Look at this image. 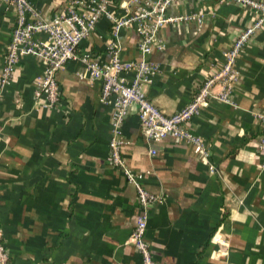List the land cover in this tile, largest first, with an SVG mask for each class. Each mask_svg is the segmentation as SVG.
Here are the masks:
<instances>
[{
    "label": "crops",
    "instance_id": "0c3cea01",
    "mask_svg": "<svg viewBox=\"0 0 264 264\" xmlns=\"http://www.w3.org/2000/svg\"><path fill=\"white\" fill-rule=\"evenodd\" d=\"M45 17L72 0H29ZM129 0L110 8L126 11ZM202 14L163 26L149 59L159 65L145 84L149 100L170 115L218 70L223 51L255 14L245 5L182 0L172 16ZM15 22L13 6L0 0V69ZM120 56L138 60V36L119 31ZM109 22L101 18L79 44L100 61L110 58ZM231 103L210 100L190 128L205 143L216 171L192 146L167 138L151 155L132 104L122 126L123 162L161 201L150 206L146 240L158 264H264V26L236 59ZM45 62L22 55L0 95V228L11 264H143L129 237L139 212L134 186L111 164L110 105L100 101L102 81L80 78V59L56 73L60 99L35 102V79ZM126 77L130 80L133 72ZM213 91L218 92L219 87Z\"/></svg>",
    "mask_w": 264,
    "mask_h": 264
},
{
    "label": "built area",
    "instance_id": "2783aa9c",
    "mask_svg": "<svg viewBox=\"0 0 264 264\" xmlns=\"http://www.w3.org/2000/svg\"><path fill=\"white\" fill-rule=\"evenodd\" d=\"M182 0H129L128 8L122 14L115 13L110 6L113 0H72L62 11L45 17L35 10L29 0H5L13 6L15 22L0 69V95L11 81L15 66L22 55H33L45 62L44 70L35 79V102L42 107L53 106L60 99V87L56 73L69 60L80 59L84 71L78 72L80 78L88 82L102 81L100 101L110 105L111 136L109 139L110 161L120 168L128 182L136 191L139 212L129 237L140 254L143 264H158L146 240V227L149 207L161 201V195L148 191L141 183V174L127 168L123 162L120 147L124 143L122 126L132 104L137 107V116L149 152L155 155L157 144L167 138L178 139L192 146L193 152L208 166L211 172L215 165L209 160L208 149L201 136L190 128L192 119L200 113L204 104L210 100L231 103L230 93L238 79L236 59L249 43L253 35L264 26V0H218L235 2L247 6L255 18L250 25L240 30L231 46L223 51V62L218 70L197 86L190 101L167 115L148 98L145 84L159 71V65L149 59L154 48H162L158 31L165 25L180 20L193 19L197 23L202 14L172 16L167 8L173 2ZM106 19L112 30V40L108 46L110 58L107 62L96 60L89 51L81 52L79 44L95 28L97 22ZM124 27L134 28L138 36V60H123L120 56L121 43L119 31ZM133 72L132 79L126 74ZM219 91H213L215 87ZM264 124V114H257ZM258 151L264 155V132L258 141ZM0 264H11L0 228Z\"/></svg>",
    "mask_w": 264,
    "mask_h": 264
}]
</instances>
